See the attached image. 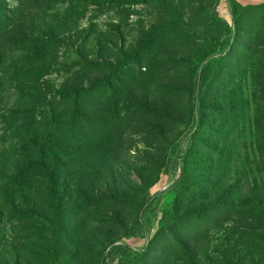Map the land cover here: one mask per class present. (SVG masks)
<instances>
[{
  "label": "rangeland",
  "instance_id": "rangeland-1",
  "mask_svg": "<svg viewBox=\"0 0 264 264\" xmlns=\"http://www.w3.org/2000/svg\"><path fill=\"white\" fill-rule=\"evenodd\" d=\"M130 1L0 0V264H264V0Z\"/></svg>",
  "mask_w": 264,
  "mask_h": 264
},
{
  "label": "trees",
  "instance_id": "trees-1",
  "mask_svg": "<svg viewBox=\"0 0 264 264\" xmlns=\"http://www.w3.org/2000/svg\"><path fill=\"white\" fill-rule=\"evenodd\" d=\"M116 1V0H115ZM78 3H80V0H71V2H70V5H71V8H73V10L72 11H74V18H76V19H78L79 17H80V14L78 13V11H77V8H78ZM130 3H132V4H130V5H136V3H137V0H131L130 1ZM179 3H180V0H179V2L177 3V6L175 7V12H178L179 11V7L181 6V5H179ZM96 5V4H95ZM130 5H124L122 8H124L125 9V7L126 6H130ZM99 6V5H98ZM98 8V7H97ZM96 8V9H97ZM129 8V7H128ZM131 8V7H130ZM94 9V8H93ZM171 28V26L169 27V29ZM161 35H163L162 33H160ZM165 36H167V40H166V42H164V46L166 45V44H169L168 42H170V44L171 43H177L178 41H181V43H183L182 41L183 40H185V38L184 37H178V38H175V39H171L170 38V36H171V32L169 31V30H166V33L164 34ZM170 38V39H169ZM86 41L87 39H86V37H84L83 38V41ZM185 43V42H184ZM83 45V44H82ZM180 45H183V44H180ZM84 46V45H83ZM83 46H81V47H83ZM162 48V47H161ZM100 51H101V48H99V51H98V54L100 53ZM77 56L80 58V59H83L84 58V55H80V52H77ZM101 57V56H100ZM102 58V57H101ZM178 63V65H180L181 63H182V61H179V62H177ZM125 64H127V62H125V63H122V64H120L119 66H118V70L122 67L123 68V66L125 65ZM87 64H86V62H83V60H82V62L81 63H79V62H76L75 63V65H74V67H72V69H75L76 67H79V68H86L85 66H86ZM260 73H261V75H262V84H263V89H264V68H263V70H261L260 71ZM89 93L90 92H80V91H76V90H72V91H70V92H68L65 96H62L61 97V99H62V101H70V100H75V109H76V115H75V117L77 118V117H79L80 116V114H79V112H78V107L80 106V103L81 102H79V97H81V94H83V95H89ZM82 95V96H83ZM60 136V134H59V131H57V135H56V137H59ZM41 162H42V164H43V160H41ZM35 166H38V164H34ZM18 179L20 180V178L18 177ZM42 198H44L46 201H47V204H49L50 205V210L49 211H51V212H53V210L55 209V205L57 204V198H56V196H55V193H54V191H49V192H44V194H42V196H41ZM36 201H34L33 202V204H28L29 205V207L30 206H32L33 208H31V211L32 212H35V214H37V210H36V206H37V204L35 203ZM15 208H17V210H24V208L22 207V204L20 205V207H18V206H14ZM14 207L11 205V208L14 210V212H12V213H9L10 214V220H12L14 223H16V224H20V223H22V220L26 217V216H24L25 214L23 213V212H19V211H17V210H15L14 209ZM27 207V206H26ZM17 214L19 215V218L18 219H16V216H17ZM27 214H28V212H27ZM13 222H11V224L13 223ZM22 251V248H20L17 252H15V251H12V253L14 254L13 256H15L16 258H17V260H18V262L20 261V258H21V254H19L20 252Z\"/></svg>",
  "mask_w": 264,
  "mask_h": 264
}]
</instances>
